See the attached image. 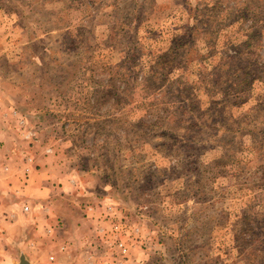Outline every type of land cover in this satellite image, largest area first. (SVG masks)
<instances>
[{
	"label": "rangeland",
	"instance_id": "obj_1",
	"mask_svg": "<svg viewBox=\"0 0 264 264\" xmlns=\"http://www.w3.org/2000/svg\"><path fill=\"white\" fill-rule=\"evenodd\" d=\"M44 177L101 263L264 264V0H0V188Z\"/></svg>",
	"mask_w": 264,
	"mask_h": 264
},
{
	"label": "crops",
	"instance_id": "obj_2",
	"mask_svg": "<svg viewBox=\"0 0 264 264\" xmlns=\"http://www.w3.org/2000/svg\"><path fill=\"white\" fill-rule=\"evenodd\" d=\"M48 184L45 177L37 184L28 178L16 188H0V264H104L82 221H69L70 210L54 206Z\"/></svg>",
	"mask_w": 264,
	"mask_h": 264
},
{
	"label": "trees",
	"instance_id": "obj_3",
	"mask_svg": "<svg viewBox=\"0 0 264 264\" xmlns=\"http://www.w3.org/2000/svg\"><path fill=\"white\" fill-rule=\"evenodd\" d=\"M192 38H193L192 32H191V29H189L180 38L173 41L171 43V45L169 46L168 50L160 53L156 57V59H158V60L155 63V65H159L160 67H157L155 69L151 68V70H150L151 75L150 76L155 77V78H157L158 75L159 76L160 75L165 76L166 71H169V70H171L172 67H174L172 62L176 60L177 56L180 54L182 56L181 52L186 51V49H188L190 47V44L192 42ZM188 50H190V49H188ZM161 70H163V71L161 72ZM227 91H228V89H227ZM244 211H250V210L245 209ZM247 213L248 212H246L244 217H247ZM261 214L264 215V212L252 213L251 214L252 218H250V221H251V219H254V220L257 219V216H259ZM244 232H247L250 237L255 235V231H254V228L252 227V224L247 225V229L245 228ZM262 232H264V231H262ZM263 236H264V233H263ZM247 241H249V240H247ZM247 245L252 246V243H249V244L247 243Z\"/></svg>",
	"mask_w": 264,
	"mask_h": 264
},
{
	"label": "built area",
	"instance_id": "obj_4",
	"mask_svg": "<svg viewBox=\"0 0 264 264\" xmlns=\"http://www.w3.org/2000/svg\"><path fill=\"white\" fill-rule=\"evenodd\" d=\"M29 209V207L27 206V205H25L24 207H23V211H27Z\"/></svg>",
	"mask_w": 264,
	"mask_h": 264
},
{
	"label": "water",
	"instance_id": "obj_5",
	"mask_svg": "<svg viewBox=\"0 0 264 264\" xmlns=\"http://www.w3.org/2000/svg\"><path fill=\"white\" fill-rule=\"evenodd\" d=\"M20 263H21V262H20ZM20 263H19V264H20Z\"/></svg>",
	"mask_w": 264,
	"mask_h": 264
}]
</instances>
